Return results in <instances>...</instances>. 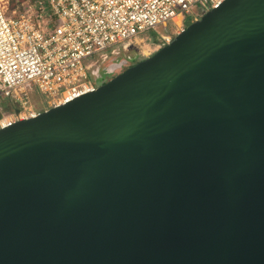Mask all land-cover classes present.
<instances>
[{
  "label": "water",
  "instance_id": "obj_1",
  "mask_svg": "<svg viewBox=\"0 0 264 264\" xmlns=\"http://www.w3.org/2000/svg\"><path fill=\"white\" fill-rule=\"evenodd\" d=\"M0 264H264V0L0 130Z\"/></svg>",
  "mask_w": 264,
  "mask_h": 264
},
{
  "label": "built area",
  "instance_id": "obj_2",
  "mask_svg": "<svg viewBox=\"0 0 264 264\" xmlns=\"http://www.w3.org/2000/svg\"><path fill=\"white\" fill-rule=\"evenodd\" d=\"M223 1L35 0L8 16L11 0H0V99L16 107H0V130L94 91L112 57L135 44L154 54L185 30L187 16L196 21ZM36 97L45 98L40 106Z\"/></svg>",
  "mask_w": 264,
  "mask_h": 264
},
{
  "label": "rangeland",
  "instance_id": "obj_3",
  "mask_svg": "<svg viewBox=\"0 0 264 264\" xmlns=\"http://www.w3.org/2000/svg\"><path fill=\"white\" fill-rule=\"evenodd\" d=\"M11 1H12L13 4L12 5L10 4L9 7H8V8H10V10H9V12L7 14L8 16H12L13 15L12 12H11L12 9H16L17 12L20 13V12H23L24 10H26L28 8V6H30V5H32L34 3V0H11ZM191 22H192V16L189 15L186 18V24L189 25ZM158 30L160 32H164L165 29L162 26H158ZM145 35L152 42L158 41V35L156 34V32L151 31V32L146 33ZM150 48H151V50H153V47H150ZM111 51H112V48H108L106 50L107 53H110ZM128 51H130L131 54L140 53V55H138L137 58L135 60H133L134 63L137 62V61H139V60H141V59L147 58L148 55H149V54H145V56H142L144 52L145 53H149V47H145L143 44H135L134 46H132L131 48H129ZM149 56H151V55H149ZM98 57H99L98 55H94L91 59L92 60H97ZM120 72H121V70H118L117 69L114 72V75H116V74H118ZM112 76L106 77L104 81H108ZM34 95L35 94H33L32 96H34ZM3 100L4 99H0V102H2ZM44 100H45V98L43 97L42 98V101L39 102L38 97H36L35 98V104H36V106H40ZM10 103H11V101H10Z\"/></svg>",
  "mask_w": 264,
  "mask_h": 264
},
{
  "label": "flooded vegetation",
  "instance_id": "obj_4",
  "mask_svg": "<svg viewBox=\"0 0 264 264\" xmlns=\"http://www.w3.org/2000/svg\"><path fill=\"white\" fill-rule=\"evenodd\" d=\"M131 57H132V55H131L130 51L122 52V53H120L118 56H116V57H112V58L109 60V62H108L107 64H105V65L101 68V78H102V80L104 81L106 77H109V76L114 75V73H112V74H107V73L105 72V69H106V68H109V65L114 64V63H116V62H119V61H121V60L127 58V65L123 66L121 69H118V70H123V69H125L126 67H128V66H130V65H132V64L134 63V61L132 60ZM115 71H116V70H115ZM115 71H114V72H115ZM102 80H101V81H102Z\"/></svg>",
  "mask_w": 264,
  "mask_h": 264
},
{
  "label": "trees",
  "instance_id": "obj_5",
  "mask_svg": "<svg viewBox=\"0 0 264 264\" xmlns=\"http://www.w3.org/2000/svg\"><path fill=\"white\" fill-rule=\"evenodd\" d=\"M35 1V0H34ZM12 1H11V5H12ZM132 55V59L135 60L138 56V53H134V54H131ZM0 107H2L3 110H15L16 107L13 106L9 100H4L0 103Z\"/></svg>",
  "mask_w": 264,
  "mask_h": 264
}]
</instances>
